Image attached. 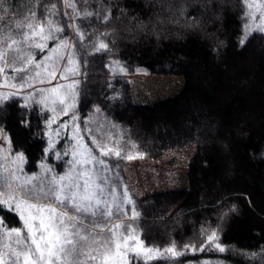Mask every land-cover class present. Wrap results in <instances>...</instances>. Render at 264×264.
<instances>
[{"label":"trees","instance_id":"obj_1","mask_svg":"<svg viewBox=\"0 0 264 264\" xmlns=\"http://www.w3.org/2000/svg\"><path fill=\"white\" fill-rule=\"evenodd\" d=\"M251 11L246 0L35 1V23L55 37L43 53L31 48L38 51L35 58L49 55L61 41L67 45L64 59L45 63L55 67L54 81L24 89L23 72L10 66V79L4 71L0 75L1 86H12L11 99H0V127L11 150L24 155L26 173L38 171L45 155L49 113L41 101L61 105L56 93L39 90L74 81L75 98L59 111L74 113L87 143L84 127L101 125L108 132L110 145L100 143L99 149L120 151L119 158H105L119 188L128 152L193 148L184 186L135 198L111 217L81 216L85 234H101L121 218L106 230L133 232L146 248L139 257H126L129 264H264V28L255 26ZM254 29L241 47L242 36ZM100 43L108 48L97 52ZM69 50L80 75L62 79L72 67ZM137 73L172 76L181 85L165 97L137 101L128 80ZM46 161L58 174L67 168L50 155ZM0 219L26 236L18 215L1 205ZM117 224L123 227L115 229ZM213 235L218 239L209 243Z\"/></svg>","mask_w":264,"mask_h":264},{"label":"rangeland","instance_id":"obj_2","mask_svg":"<svg viewBox=\"0 0 264 264\" xmlns=\"http://www.w3.org/2000/svg\"><path fill=\"white\" fill-rule=\"evenodd\" d=\"M35 1L36 0H0V53L4 54L2 57L4 63L3 69H5L4 72H6L7 77L9 78L8 70H10V66L13 69V72L17 74L18 72L14 70L25 68V65H28L27 58L29 56L33 58V63L31 64L33 68H30V65H28L20 79V82L22 83L24 77L29 78L28 82L22 87L24 89L29 88L31 85L37 86L40 84V79H45L47 71L50 70L48 68V64L40 68L36 67V65L45 57L44 55H40L35 58V55L38 53V51L35 50L38 49H35L34 44L43 42L40 39V36L37 35L34 40H29L28 42L24 41L25 32H27L29 37H31L33 32L39 33L42 29V27L37 26L35 23L33 12ZM246 1L250 9L253 10L251 11V18L255 22V26L259 25L264 28V6L262 0ZM29 25H35V27L29 28ZM31 48L35 50H32ZM0 60L2 59L0 58ZM27 70L29 73H27ZM37 72L42 74L41 77L39 79H32ZM2 76L3 73L1 77ZM178 79L172 76H152L140 73L128 76L131 96L137 101L155 100L169 95L171 92L180 87L181 83ZM54 80L55 79H53V81ZM8 84H10V80H8ZM0 88V99L4 100L3 98L10 94V88H12V86L8 87V85L3 84L2 86L0 85ZM20 88L21 87H14V89L18 91ZM58 93H56L57 102H59V99L61 98ZM47 100L49 101V98L43 100L45 102L43 103L42 109L43 111L49 113L47 114V118L45 120L44 131V135L46 137V148L44 158L41 162H39L38 171L35 173H26L24 171L25 159L22 163L17 162L16 164H13V158L21 153L13 152L12 150L9 151V144L4 139L7 136L3 131H0V150H2L0 151V177H9L12 169L18 167L23 170L19 182H23L27 177L35 176V182L39 184L41 182V178L50 180L53 175L58 178L68 172L70 167L69 161L72 159L71 153L74 145H76L78 141L81 144L87 145L88 148H91L93 150V155L96 156L100 155L101 148L99 149L97 145L92 143L93 138L97 141L99 146L100 143L103 147L110 145L111 141L108 132L104 133V128L101 125L96 128L93 126L88 128L84 127V131L88 134L89 139V142L87 143L82 135V129L74 113L59 111V107L61 105L56 102L55 103L57 105H49L46 102ZM62 110L65 109L62 108ZM49 121H52V123L49 124ZM0 130H2L1 127ZM49 143H51V150L46 151L49 147ZM102 150L107 151V149ZM77 151L79 154L82 149H78ZM192 153L193 148L191 147L158 154L128 152L122 165L123 176L118 178V182L120 181V188L116 183H114L117 199L121 205V209L123 210L124 207L123 201L125 199V190L128 192V198L133 201L135 198H144L157 191L184 186L186 183V166ZM49 155L52 156L53 162H55V160H62L63 164L67 166L66 170L59 174L56 173L53 165L48 164L46 161ZM129 156H132L133 158L128 159ZM45 168H49L52 171L45 173ZM113 172L114 169L109 173V184L106 186V191L109 193L111 192V188L113 186ZM8 199H11V196L6 194L5 187V189L0 190V201H6ZM108 199L109 203H111L110 195ZM0 205L9 210L6 203H0ZM9 211L17 214L15 203L12 204L11 210ZM81 216H83V214H81ZM121 220V218L112 220L105 228L101 229V234L80 233L81 236H85L88 239L80 242V254L75 257H70L66 264H103V257L105 254H108L106 253V249L110 250L111 253H115L116 251V241L112 239V231H107L106 229L109 225ZM10 231L11 229L7 228L4 224L3 227H0V264H23V256H21L20 260L17 262L16 258L10 255V252L13 248H15L16 251H27V249L16 247L15 235H7ZM116 232L118 233V231ZM118 234L119 243L122 247L127 246L135 249L137 244H139L142 249L141 252H145L146 248L142 245V242L139 240L137 234L133 232H130V234L120 232ZM126 237L128 238L127 240L125 239ZM24 238L27 239V231ZM93 257H95V259Z\"/></svg>","mask_w":264,"mask_h":264},{"label":"snow or ice","instance_id":"obj_3","mask_svg":"<svg viewBox=\"0 0 264 264\" xmlns=\"http://www.w3.org/2000/svg\"><path fill=\"white\" fill-rule=\"evenodd\" d=\"M107 19V17L105 18ZM35 25H29V28H34ZM55 32L59 33L62 29H55ZM256 30L246 31L240 39V46L243 47ZM39 35L43 41L41 43H35V49L40 52H44L47 49V41L53 40L55 37L52 32L49 31L48 35L43 34V29L39 33L33 32V35L29 37L28 33H24V41L34 40ZM67 45L66 41H61L56 47L50 50L49 55H46L40 63L36 65L37 68L43 67L46 62L52 60L55 57V62L64 59L65 49ZM108 45L100 43L95 49L97 52L105 50ZM3 53H0V58L3 57ZM75 53L71 50L67 51L68 65L74 64ZM28 65L33 63V58L29 56ZM25 68L15 69L16 72H24ZM5 69L0 68V72ZM41 73L37 72L32 79H39ZM80 71L78 66L66 67L65 71L61 73L62 79H67L69 76H79ZM56 71L55 67L48 70L45 79H55ZM13 79H17L16 76ZM28 77L23 78L21 87L28 82ZM45 79H40V82H45ZM79 81H74L71 85H58L57 88L41 89L42 94L50 91L52 93H58V89H64L65 91L58 93L61 97L59 103L65 105L68 98H75L72 93L77 89ZM4 101L11 99L10 96H5ZM27 99V97H25ZM45 101H41L44 103ZM55 103V101H53ZM21 107H27L22 105ZM71 107V105H69ZM67 108L65 111L67 112ZM52 121H49L51 124ZM24 127H28L27 123L22 124ZM2 131V130H0ZM9 144V151H11L10 137L4 138ZM92 143L99 147L97 141L93 138ZM78 149L82 151L78 154ZM51 150V143H49L48 149ZM2 151V150H0ZM67 155V154H65ZM72 159L69 161V170L64 175L58 178L53 175L52 179L46 180L41 178V182L37 184L35 182L36 177H27L23 182L20 181L22 175L21 168H13L9 177H0V190L5 189L6 194L11 196V199L6 201H0V203H6L11 210V206L15 203L17 215L20 221H22L23 228L27 231V239L21 234V229L13 227L8 236L13 234L16 237V247L21 249H27V251H16L13 248L10 255L14 256L17 262L20 257L23 256V264H66L70 257L79 255V244L81 241H86L88 238L81 236L80 233L84 230L86 221L81 218V214L84 217L91 216L93 218L111 217L114 213L119 214L122 210L121 205L117 199L116 188L113 186L111 192L106 191V186L109 184V173L111 171L109 164L105 158H111L113 155L119 158L121 153L116 151H104L101 149L100 155H93V150L88 148L87 145L81 144L79 141L74 145L71 153ZM129 156L128 159H132ZM24 155L18 154L13 158V164L17 162H23ZM45 173L51 172L49 168L44 169ZM109 195L111 196V203H109ZM124 205L132 204L131 199L128 198L127 190L124 191ZM72 209L74 212L70 214L67 209ZM138 213L133 212L132 218L135 219ZM0 227H3L2 221H0ZM123 225L117 224L115 229L122 228ZM112 231V239L116 241L115 253H111L106 249V253L103 257V264H129V260L126 257L136 256L139 257L142 249L137 244L135 249L130 247H122L119 243V234L115 230ZM79 238V239H77ZM128 239L127 237L125 238ZM217 237L210 236L208 242L211 243ZM104 243V242H98ZM221 252L225 251L224 248H220ZM203 250V248L201 249ZM168 252H172L171 248L167 249ZM95 259V257H93Z\"/></svg>","mask_w":264,"mask_h":264}]
</instances>
